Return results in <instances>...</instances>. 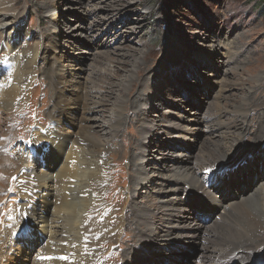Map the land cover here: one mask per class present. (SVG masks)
<instances>
[{
  "label": "rangeland",
  "instance_id": "obj_1",
  "mask_svg": "<svg viewBox=\"0 0 264 264\" xmlns=\"http://www.w3.org/2000/svg\"><path fill=\"white\" fill-rule=\"evenodd\" d=\"M13 2L15 10L23 15L19 22L23 34L18 43L32 47L35 38L41 36L46 46L36 65L40 72L45 66L50 69L54 65L57 67L51 58L62 55L59 66H62L66 80H70L67 89L82 95L80 91L86 86L87 95L92 96L96 103L99 102L100 86H93L92 78L99 76L101 86L105 82L106 89L101 93L103 106H95L89 115L98 126H103L96 128V133L103 128L101 134L95 133L97 138L103 139L106 123L113 118L114 113L121 111L118 132L125 133L122 142L117 133L118 152L111 149L113 157L120 163L119 180L114 183L116 188L112 196L122 198L123 209L119 216L124 213L128 217L129 223L124 231L129 237L125 241L121 239V234L113 235L102 249L98 264H132L135 257L133 250L138 245L134 233L139 230L132 216L134 205L136 209L140 205L158 209L170 202L171 198H176L177 202L183 201L181 193L172 194L170 187L161 184L164 182L161 177L168 176L170 173L167 169H171L173 162L179 159L177 150L183 149L184 144L173 141L172 131L168 129L179 117L191 114L188 116L192 123H188L184 129L200 132L192 142L193 155L202 152L210 144L204 133L207 131L206 126H211L218 118L221 123L216 129L229 126L226 136L238 140L234 149L236 158L246 153L249 158V152L252 158L243 161L239 169L236 165L230 168L228 172L233 176L232 185L215 189L214 196L228 206L226 211L232 216H235L233 208L241 205L244 199L246 206L257 208L256 200L264 193V137L259 141L260 144L253 141V133L264 127L263 0H51L47 10L46 0ZM87 12L91 15H86ZM101 20L104 23H100L99 31L86 30L93 21ZM111 27L115 29L109 30ZM27 30L33 35L31 40L24 36ZM88 42L106 46L105 51L108 53L103 51L106 54L102 55L99 50H88ZM54 48L58 51L56 55ZM81 51L86 54L81 55ZM43 56L49 59L47 65L42 60ZM45 85L46 90H49L48 80ZM117 86L126 87L120 89ZM147 87L151 95H148L146 102L138 103L140 94ZM29 92L35 100L32 106H29L28 99L16 113L7 114L0 110V158L2 161L7 159L14 162L11 171L6 170L5 166L12 163H0V225L7 220L8 213L4 212L6 205L10 207L11 200L16 198L11 191L15 173L27 166H21L16 158L18 145L26 142L25 138L21 139L17 135V131L26 130L30 125L34 127L38 121L41 126H47L50 94L47 95L48 104L43 105L39 89L32 85ZM238 107L242 110L241 115V110H236ZM144 117L146 123L151 124L157 132L148 138H144L145 130H142L145 127H142L141 118ZM24 121L29 124H24ZM115 123L111 122L112 125ZM210 140L220 145L226 143V140L216 136ZM255 144L256 148L249 147ZM143 149L147 151V161L143 166L148 177L152 178V182L146 184L144 189L134 185L138 177L133 175L137 167L134 157ZM26 152L31 159L30 146H26ZM116 168L112 165L110 170ZM189 168L198 177H206V171H201L197 165L190 164ZM152 208L151 211L154 210ZM220 212H216L212 218H220ZM192 220V225L204 223L201 213H197ZM215 224L218 228L226 226L221 219L216 220ZM263 233L264 229H260L254 235L258 240H264ZM171 237L174 241L178 240L175 236ZM213 238L217 237L213 235ZM120 241L123 244L119 246ZM244 241L234 243L240 244L241 248L256 245L253 238ZM204 243L205 240L194 242L188 257L181 259L175 256V246L157 253H153L156 244L144 249L150 252H146L148 263L158 257L160 261L154 264H201L199 248ZM160 245L161 242L158 243ZM261 245H264V241ZM113 255L119 258L114 259ZM11 262L9 259L8 263Z\"/></svg>",
  "mask_w": 264,
  "mask_h": 264
},
{
  "label": "bare ground",
  "instance_id": "obj_2",
  "mask_svg": "<svg viewBox=\"0 0 264 264\" xmlns=\"http://www.w3.org/2000/svg\"><path fill=\"white\" fill-rule=\"evenodd\" d=\"M50 2L51 0H46V10ZM88 14L91 15L87 12L86 15ZM22 16V13L15 10L13 0H0V110L16 113L18 109L24 107L28 99L29 106H32L35 102L33 94L30 95L29 92L32 85L42 93L43 105L48 104L47 95L50 94L51 107L47 115V126H41L38 121L34 127L27 126L26 130L17 127L20 130L17 131V135L21 139L25 138L26 142L18 145L16 158L21 166L22 164L27 166L19 168L11 182L12 195L16 198L11 200L13 202L10 207L6 205L4 212L8 213L7 220L0 225V264H9V259L13 261L11 264L23 262L25 264H98L102 249L113 235L121 234V239L125 241L129 237L124 231L129 223L128 217L124 213L119 216L123 209H121L122 198L112 196L116 188L114 183L119 180L120 172V163L113 157L112 150L118 149L117 133L121 137V142L125 133L118 132L121 111L114 113L113 118L106 123L103 136L107 138H97L95 130L103 126H98L94 122L96 120L89 118V115L91 116L95 106H103L101 93L106 89L105 82L101 86L99 76L92 78L93 86H100L97 103L93 101L92 96L87 95L86 86L80 91L82 95L74 91L70 92V89H67L70 80H66L65 72L62 66H59L62 55H56L57 48H54L56 56L51 59L58 68L55 65L51 69L45 66L40 72L36 65L46 46L41 36L35 38L32 47L18 43L19 37L23 34L19 23ZM103 21H93L86 30L99 31L100 23H104ZM113 29L115 28L111 27L109 30ZM24 36L27 40L33 38L29 30L24 32ZM88 44L86 46L88 50H99L102 55L108 53L105 51L106 46L93 45L90 42ZM79 53L86 54L85 51ZM42 60L45 65L49 62L45 56ZM47 80L49 90H46ZM148 95L151 94L147 87L140 94L138 103L146 102ZM236 110L241 108L238 107ZM241 112L242 110L240 115ZM188 115L177 118V122H172L168 126L172 131V139H175L173 141L184 145L183 149L177 150L178 161H174L171 169H167L170 174L161 177L164 181L161 184L170 187L172 194L181 193L183 201L177 202L176 198H171L170 202L164 203L158 209L151 207L154 209L152 211L149 205L147 208L145 205H140L138 209L134 205L132 216L139 227L134 233V238L138 245L140 243V247L138 248L137 245L133 250L135 257L132 264L159 262L160 259L155 257V261L148 263L149 258L146 256V252H149L146 249H150L154 244L156 245L153 247V253L175 246L176 258H187L194 242L198 243L201 240H205L199 248L201 264H264V245H261L264 240H258L254 235L258 230L264 229L262 220L264 193L262 192L256 200L255 209L246 206L245 199L241 205L235 206L233 208L235 216L226 211L228 206L215 198L216 194L213 193L216 192L215 189L228 188L232 185L233 176L228 170L235 165L240 168L243 161L252 158L251 152L248 153L251 155L249 158L246 156L247 153L243 157L236 158L234 149L238 140L226 136L229 126L216 129L221 123L218 118L211 126H206L207 131L204 132L210 144L202 152L193 155L192 142L197 139L200 132L191 128L184 129L186 125L192 123ZM111 122L116 123L112 125ZM141 123L142 127H145L142 128L145 130L144 138L157 133L150 126L151 124L146 123L145 117L141 118ZM24 124L29 123L24 121ZM102 130L100 129L96 134H101ZM142 130L139 132L142 133ZM215 136L226 140V143L220 145L212 142L210 139ZM263 137L264 127L253 133L254 142L261 141ZM26 146H30L33 150L34 157L31 159L28 158ZM249 147L257 146L255 144ZM252 152L256 153L255 150ZM146 153L147 151L143 149L134 157L137 167L133 175L138 177L134 180V185L142 189L152 182V178L148 177L143 166L147 161ZM125 155L124 152L123 158ZM0 163H12L5 168L8 171L13 170L14 162L7 159L2 161L0 158ZM190 164H195L201 171H206V177H198L190 170ZM112 165L117 168L110 170ZM209 169L211 171H208ZM223 205L225 206L222 207ZM219 210H221L220 218L217 217L216 220L221 219L226 223V226L221 225L220 228L216 227V220L212 218ZM197 213L202 214L204 223L192 225L194 222L192 219ZM213 235L217 238H213ZM171 236H175L178 240L174 241ZM200 236L202 237L199 238ZM251 238L256 245L244 247L242 243L244 248H241L240 244L234 243L244 239L247 242ZM159 242H161L160 246H158ZM121 244L123 242L120 241L118 245ZM113 258L117 259L119 256L113 255Z\"/></svg>",
  "mask_w": 264,
  "mask_h": 264
},
{
  "label": "trees",
  "instance_id": "obj_3",
  "mask_svg": "<svg viewBox=\"0 0 264 264\" xmlns=\"http://www.w3.org/2000/svg\"><path fill=\"white\" fill-rule=\"evenodd\" d=\"M169 0H167V2H168ZM262 6L264 7V0H263V4H262ZM165 7V6H164Z\"/></svg>",
  "mask_w": 264,
  "mask_h": 264
},
{
  "label": "snow or ice",
  "instance_id": "obj_4",
  "mask_svg": "<svg viewBox=\"0 0 264 264\" xmlns=\"http://www.w3.org/2000/svg\"><path fill=\"white\" fill-rule=\"evenodd\" d=\"M208 171H211V169H209Z\"/></svg>",
  "mask_w": 264,
  "mask_h": 264
}]
</instances>
